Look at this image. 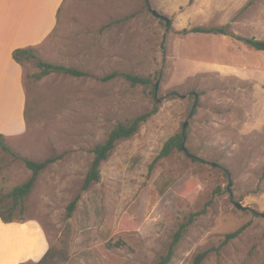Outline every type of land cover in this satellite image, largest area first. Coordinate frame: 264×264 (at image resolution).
<instances>
[{"label": "rangeland", "instance_id": "374dc122", "mask_svg": "<svg viewBox=\"0 0 264 264\" xmlns=\"http://www.w3.org/2000/svg\"><path fill=\"white\" fill-rule=\"evenodd\" d=\"M195 26L264 39V0H64L37 57L24 60L27 127L3 139L9 150L0 145V205L7 217L36 222L45 248L56 252L52 264H153L204 208L169 264H194L205 250L201 264H264V51L233 35L184 31ZM39 59L86 74L37 78ZM114 71L150 82L104 79ZM157 100V111L116 143L100 181L84 190L96 144ZM183 128L186 147L203 161L177 150L149 171ZM25 158L55 160L16 204L7 194L30 178ZM16 226L0 228V253L17 241L29 257L22 264H36V231Z\"/></svg>", "mask_w": 264, "mask_h": 264}, {"label": "crops", "instance_id": "0c3cea01", "mask_svg": "<svg viewBox=\"0 0 264 264\" xmlns=\"http://www.w3.org/2000/svg\"><path fill=\"white\" fill-rule=\"evenodd\" d=\"M63 1L0 0V133L5 137L21 135L27 127L24 66L15 60L13 52L29 46L37 48L45 41L57 25ZM20 221L6 222L0 216V228L8 233L17 232L16 225L22 229L32 225L39 237L38 262L48 249L45 238L36 222ZM26 260L28 254L22 248L19 251L17 241L0 253V264H21Z\"/></svg>", "mask_w": 264, "mask_h": 264}, {"label": "trees", "instance_id": "16d2710c", "mask_svg": "<svg viewBox=\"0 0 264 264\" xmlns=\"http://www.w3.org/2000/svg\"><path fill=\"white\" fill-rule=\"evenodd\" d=\"M186 31L190 32H214V33H223V34H229L233 35L234 37L243 40L245 43L249 44L252 48L260 51H264V39H259L256 37H246V36H240L236 34L230 33L228 30L225 29V27L220 26V27H204V26H195L192 27L191 29H185ZM13 57L15 60L21 64H23L25 59H30L32 57H37L36 56V48L29 46L26 48H18L13 52ZM38 65L40 66V72L36 74L37 78H41L45 75H48L52 72H59V73H66V74H71L75 76H81L85 75L86 72L79 70L75 67H70V66H65L62 64H56L53 62H48L44 60H38ZM116 76H122L128 80L131 81L132 84H137V83H145L148 84L150 82L149 78L135 75L132 73L128 72H118L114 71L104 77V79H110ZM194 103L193 106L189 112V116H192L195 114L197 108H198V96H195L194 98ZM158 103L159 100L156 102V106L152 111L145 112L143 114L137 115L131 120L127 122H119L115 125V127L112 129L110 132L108 138L101 143L96 144L94 147V158L91 163V166L86 173L84 184H83V189L86 190L88 189L91 184L95 182H99L101 179V164L104 160H106L113 149L116 146V143L126 137L132 136L134 133H136L140 127V125L148 119L150 115L155 113L158 109ZM5 138L4 134L0 133V145L3 146V148L9 150V146H7L3 139ZM188 138V131L183 128L182 131L177 132L170 136L163 144L160 152L158 155L153 159V161L149 165V171H152L156 164L163 158L170 156L173 154L175 151H183L185 154L193 161H203L202 158L198 157L196 154L190 151L188 147H186L185 142ZM55 159L54 158H48L44 161L38 162L29 158H25L24 162L27 165L29 169H31L32 174L28 180L25 182L18 184L14 186L9 193L7 194L8 196L12 197L14 199V202L17 203H22L24 199L27 197V195L30 193L37 177L39 176L40 172L51 162H53ZM226 174L229 175L228 171H225ZM166 181L161 178V189L160 191L163 193L165 191V186ZM1 179H0V191H1ZM3 197L0 198V201L2 200ZM77 203V200H73L70 205H69V215H72V212L75 208V205ZM205 211V208L201 211H198L196 213H192L189 217V220L187 222H184L180 225L179 229L176 231L174 238L170 244V247L168 251L164 254H162L153 264H169L174 256L176 246L178 245L179 241L183 237L184 233L187 231L188 226L194 220V217L199 215L200 213H203ZM0 216L1 218L6 221H15V220H22V218H13V217H7L5 213L3 212V209L0 205ZM247 224L237 228L236 230L229 232L226 234L225 242H229L231 239H234L238 237L243 230L246 228ZM207 255V250L202 251L198 253L195 257L194 264H201L203 259ZM56 258V252L55 250L50 246L47 251L44 253V255L40 258V260L36 264H52V261L55 260ZM22 264V263H21Z\"/></svg>", "mask_w": 264, "mask_h": 264}, {"label": "water", "instance_id": "95a60500", "mask_svg": "<svg viewBox=\"0 0 264 264\" xmlns=\"http://www.w3.org/2000/svg\"><path fill=\"white\" fill-rule=\"evenodd\" d=\"M152 12H153L156 16L161 17V18H163V19L169 21V19H168V17H167L166 15L161 14V13L158 12L157 10L152 9ZM238 206H239V207H243L241 204H238Z\"/></svg>", "mask_w": 264, "mask_h": 264}]
</instances>
